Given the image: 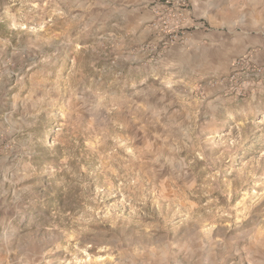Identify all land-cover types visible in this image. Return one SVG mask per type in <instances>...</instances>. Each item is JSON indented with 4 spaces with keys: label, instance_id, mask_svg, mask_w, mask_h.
<instances>
[{
    "label": "rangeland",
    "instance_id": "374dc122",
    "mask_svg": "<svg viewBox=\"0 0 264 264\" xmlns=\"http://www.w3.org/2000/svg\"><path fill=\"white\" fill-rule=\"evenodd\" d=\"M0 264H264V0H0Z\"/></svg>",
    "mask_w": 264,
    "mask_h": 264
}]
</instances>
